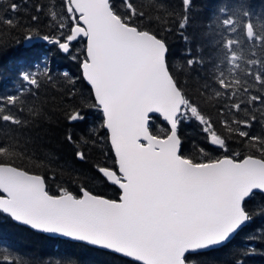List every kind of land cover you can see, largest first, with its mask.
Masks as SVG:
<instances>
[{"label": "snow or ice", "instance_id": "obj_1", "mask_svg": "<svg viewBox=\"0 0 264 264\" xmlns=\"http://www.w3.org/2000/svg\"><path fill=\"white\" fill-rule=\"evenodd\" d=\"M242 19L251 18L224 8L193 23L194 0H150L148 10L135 0H0V41L23 29L17 49L47 46L29 64L0 69L10 72L14 89L0 95V129L16 126L12 131L23 136L44 121L43 109L25 110L27 101L62 73L71 85L62 109L67 124L99 114V130L93 125L65 140L76 145L78 161L103 144L105 160L93 166L94 178L116 190L109 198L81 182L76 192L66 186L51 192L46 175L15 164L32 158L27 139L0 135V223L75 241L127 264H244L255 246L241 251L232 244L253 221L248 204L257 196L264 216V56L257 52L264 48V23L244 36ZM171 35L185 42L188 73L205 72L195 92L169 63ZM237 51L254 62L241 63ZM48 53L74 61L79 77L54 68ZM77 80L87 95L73 103ZM210 110L227 135L216 130ZM192 122L208 147L185 155L180 126ZM256 124L259 135L250 131ZM233 136L241 151L229 149ZM209 148L224 154L212 158ZM250 239L264 245V229ZM17 251L0 244V264H17Z\"/></svg>", "mask_w": 264, "mask_h": 264}, {"label": "trees", "instance_id": "obj_2", "mask_svg": "<svg viewBox=\"0 0 264 264\" xmlns=\"http://www.w3.org/2000/svg\"><path fill=\"white\" fill-rule=\"evenodd\" d=\"M135 2L138 6L143 5L145 10H148L150 0H135ZM224 8H227L230 12L233 9H239L241 17L250 15L251 19L238 21V23L242 24V34L244 36L248 35L246 33L247 26L250 27L251 33L255 34L259 31L261 23H264V0H194L195 20L193 23L206 21L211 15L217 11H222ZM22 22L26 23L27 21ZM189 31H192V28ZM23 34V29L11 36L5 32L0 43H6L7 48L0 50V69L12 68L14 65L19 64H29L47 51V46L35 48L30 52H24L22 46L17 49L15 42L19 41ZM168 43L170 46L169 63L174 74L177 75L181 83L188 86L190 92L197 91L200 78L205 75L204 70H199V77L196 75V69L192 73H188L183 65V61L186 59L185 42L180 40L177 35H171L168 37ZM257 52L260 56H264V48L258 49ZM48 55L54 56L52 60L54 68L66 70L73 77H79V67L70 58L54 53H48ZM236 55L241 63L254 62L247 59V51L243 57H240L239 51H237ZM241 71L246 70L242 68ZM56 75L59 78L54 79L51 84L42 87L39 95L35 99L29 98L26 104V111L28 107L33 106L43 109L45 112L44 121L30 129L23 136L18 131H12L16 126L0 129V135H16L22 140L27 139L28 152L32 158L18 157L15 160V164L17 168H28L46 175L49 178V191L55 192L58 186H66L76 192L78 191L79 183L83 182L94 193L109 198H116V190L113 187L101 184L94 178L93 166L97 162L103 163L105 160V155L101 154V149L104 145L100 144L87 150V159L78 161L74 157L76 145L69 144L65 140V136L68 133L79 138L83 131H87L93 125H96L97 130H99V114L94 111L89 112L86 122L68 125L63 119L62 109L68 106L64 103V98L66 90L71 85L63 78L62 73H57ZM10 76V72L0 71V95H7L14 91L11 87ZM75 89L77 95L73 103H79L83 96L87 95V85L82 80H77ZM81 93H83V96ZM210 111L214 123L217 124L216 130L223 135H227L225 129L218 123L215 111ZM155 126L158 127V122H155ZM250 131L253 135H259L262 129L259 124H256ZM180 135L184 141L183 152L185 155H196L194 146L208 147L204 142L200 126L196 122L181 124ZM229 149L231 151L242 150V145L235 136L229 139ZM223 154V152L209 148V155L212 158ZM3 159L8 161L10 155L5 153ZM108 163L110 164L111 161L109 160ZM53 176L55 177L54 179ZM97 185H100L101 188ZM260 204L261 198L259 196L249 202L248 208L253 211L254 219L235 237L232 244L233 250L239 249L241 251L244 249L251 250L255 246V254L247 256L244 264H264V245L258 239H250V237L257 236L260 229H264V216L260 215L258 211ZM0 244H6L18 250L17 253H14L17 264H127L123 257L105 254L75 241L36 234L26 228L12 224L0 223ZM3 250L7 251L8 249ZM229 258L228 256L223 257L225 260Z\"/></svg>", "mask_w": 264, "mask_h": 264}, {"label": "water", "instance_id": "obj_3", "mask_svg": "<svg viewBox=\"0 0 264 264\" xmlns=\"http://www.w3.org/2000/svg\"><path fill=\"white\" fill-rule=\"evenodd\" d=\"M246 32H247V34H249V33L251 32V29H250L249 26L247 27ZM79 71H80V70H79ZM3 170H4L5 173H9V172H10V168L7 167V166H5Z\"/></svg>", "mask_w": 264, "mask_h": 264}, {"label": "rangeland", "instance_id": "obj_4", "mask_svg": "<svg viewBox=\"0 0 264 264\" xmlns=\"http://www.w3.org/2000/svg\"><path fill=\"white\" fill-rule=\"evenodd\" d=\"M97 186L101 188V186H100V185H97Z\"/></svg>", "mask_w": 264, "mask_h": 264}]
</instances>
